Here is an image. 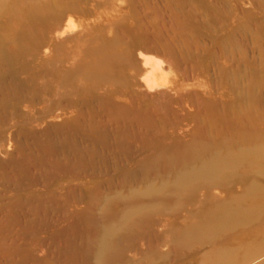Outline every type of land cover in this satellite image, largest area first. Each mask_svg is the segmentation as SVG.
Wrapping results in <instances>:
<instances>
[{"label": "rangeland", "instance_id": "1", "mask_svg": "<svg viewBox=\"0 0 264 264\" xmlns=\"http://www.w3.org/2000/svg\"><path fill=\"white\" fill-rule=\"evenodd\" d=\"M2 7L0 264H264V0Z\"/></svg>", "mask_w": 264, "mask_h": 264}, {"label": "bare ground", "instance_id": "2", "mask_svg": "<svg viewBox=\"0 0 264 264\" xmlns=\"http://www.w3.org/2000/svg\"><path fill=\"white\" fill-rule=\"evenodd\" d=\"M2 1V2H1ZM3 4H4V0H0V7L3 9ZM15 5L16 4H14V5H10L9 6V9L8 10H11V11H14V12H16L17 11V9L15 8ZM0 8V10H2ZM3 10H7V8L5 7ZM47 11V12H49L50 10H52V7L50 6V5H44V6H42V11ZM61 11V10H60ZM31 12V11H30ZM58 13V12H57ZM53 14H54V16H55V18H57V17H59V16H61V13L60 14H55L54 12H53ZM31 16H32V18H33V20L34 21H40V22H50V19H49V17H51V16H48V14H42L41 15V13L40 12H37V13H35V12H32V14H31ZM54 17L52 16V19H53ZM47 20V21H46ZM58 27V26H57ZM59 28V27H58ZM60 30V29H59ZM63 32V31H62ZM56 33H58L57 31H56ZM60 34H63V33H60ZM59 34V35H60ZM57 35V34H56ZM50 36V35H49ZM58 36V35H57ZM64 36V35H63ZM61 40V39H60ZM58 41V40H57ZM98 54L100 55V52H98ZM147 64H148V62H147ZM153 69H154V67H153ZM156 70H157V68H156ZM155 70V71H156ZM155 71H153V72H155ZM157 72V71H156ZM152 73V72H151ZM162 73V72H161ZM157 74V73H156ZM161 75V74H160ZM155 77V76H154ZM160 77H162V76H160ZM169 78V77H168ZM147 79H148V77H147ZM154 79V78H153ZM146 80V79H145ZM155 80V79H154ZM161 80V79H160ZM164 80V79H163ZM163 80H161L162 82H163ZM151 82V81H150ZM150 82H148V83H150ZM152 83V82H151ZM150 83V84H151ZM167 83H169V82H167ZM145 84L147 85V83L145 82ZM149 84V85H150ZM163 84V83H162ZM156 85H158V83L156 84ZM148 86V85H147ZM164 86H166L165 84H164ZM153 87H154V84H153ZM161 87H163V86H161ZM157 88V87H156ZM152 89V88H151ZM154 89V88H153ZM150 90V89H149ZM239 149V148H238ZM237 149V150H238ZM223 150H215V152L214 153H212L213 154V156H214V160H215V162H214V164L216 163V162H218V163H216L215 165L213 164L212 166H210V165H208V164H204L203 165V169L206 171V172H216L217 173V170H220L221 169V167L222 166H225L227 163V161H229V160H232V158H234L236 155H241L242 157H254V158H256L257 156H256V151L255 150H252V149H245V150H243V151H241V152H236V153H234L233 151H230V150H227V151H225V152H223ZM229 154V155H228ZM223 156V157H222ZM225 156H228V158L227 159H225ZM216 166V167H215ZM210 167H212V168H210ZM261 193H263V192H261V191H259V187H252L251 189H248L245 193H244V197L246 198V199H248V200H250V201H254V202H256L255 200H258L260 197V194ZM257 197H259V198H257ZM253 198H256V199H254L253 200ZM258 201H260V200H258ZM223 255H221L220 257H218V264H222V262H223Z\"/></svg>", "mask_w": 264, "mask_h": 264}]
</instances>
